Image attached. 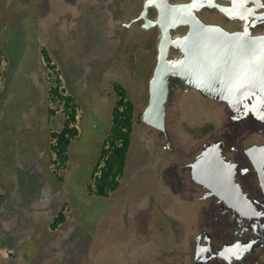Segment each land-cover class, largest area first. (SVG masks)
<instances>
[{
  "label": "rangeland",
  "instance_id": "1",
  "mask_svg": "<svg viewBox=\"0 0 264 264\" xmlns=\"http://www.w3.org/2000/svg\"><path fill=\"white\" fill-rule=\"evenodd\" d=\"M141 8L140 0H0V264H194L204 200L172 192L169 168L179 149L234 130L235 114L171 86L166 130L142 121L160 32L131 23ZM58 77L78 106L65 163L52 149L70 120L49 97ZM116 85L134 103V131L120 187L105 198L88 187ZM61 212L66 221L53 229Z\"/></svg>",
  "mask_w": 264,
  "mask_h": 264
},
{
  "label": "flooded vegetation",
  "instance_id": "2",
  "mask_svg": "<svg viewBox=\"0 0 264 264\" xmlns=\"http://www.w3.org/2000/svg\"><path fill=\"white\" fill-rule=\"evenodd\" d=\"M140 1L142 8L131 23L157 29L158 47L164 44L171 60L180 58L182 51L177 48L178 54L173 55L169 50L192 29H201L195 18L222 31L241 33L238 42H223L236 57L247 46L245 37L264 36V0ZM244 52L247 58L241 60L243 66L229 88L211 90L239 96L235 108L228 101L210 98L183 78L171 77L170 89L192 88L226 103L235 114L227 124L234 130L221 138L200 140L188 151L179 149L180 162L169 168L172 180L167 187L172 192H189L192 201L197 196L204 200L206 228L204 235L196 238L194 264H264V85L258 82L259 49L253 44Z\"/></svg>",
  "mask_w": 264,
  "mask_h": 264
},
{
  "label": "water",
  "instance_id": "3",
  "mask_svg": "<svg viewBox=\"0 0 264 264\" xmlns=\"http://www.w3.org/2000/svg\"><path fill=\"white\" fill-rule=\"evenodd\" d=\"M195 20L201 29L199 31L192 29L179 41V44H175L176 48L182 51L180 58L171 60L164 44L160 46L158 63L150 81V102L142 115V121L156 129H166L171 77L183 78L188 83L202 89L210 98L228 101L232 108H235L239 102V96L218 95L211 90L219 91L224 86L229 88L231 82L235 81L239 68L243 66L241 60L247 58V53L244 51L250 50L254 44L259 49L260 55L258 82L264 85V36L245 37L247 46L244 45L243 53L236 57L229 53L231 47L223 42L225 39L228 43H236L243 36L241 33H229L205 25L198 18ZM209 36L211 41H209Z\"/></svg>",
  "mask_w": 264,
  "mask_h": 264
},
{
  "label": "trees",
  "instance_id": "4",
  "mask_svg": "<svg viewBox=\"0 0 264 264\" xmlns=\"http://www.w3.org/2000/svg\"><path fill=\"white\" fill-rule=\"evenodd\" d=\"M42 54L48 67L55 71L56 65L53 64L49 51L44 48ZM56 83L57 86L51 87L49 91L50 100L56 102L60 99L66 106L70 120L62 132L53 134L56 142L52 149L59 160L65 163L68 159V148L71 140L77 135V128L70 126V124L76 121L78 106L72 96L66 95L61 90L62 81L60 77L57 78ZM115 88L119 95V100L113 111L111 129L104 141L98 163L92 174V182L88 187L91 194L105 198L109 197L120 187L121 179L126 171L128 153L134 131V103L126 99L127 92L122 86L116 85ZM65 221L66 217L61 212L56 222L52 225L53 229H56L58 225L63 224Z\"/></svg>",
  "mask_w": 264,
  "mask_h": 264
}]
</instances>
